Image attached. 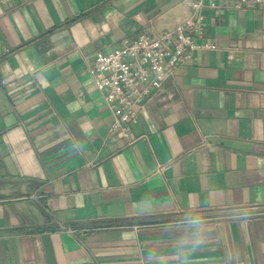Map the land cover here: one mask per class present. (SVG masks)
I'll list each match as a JSON object with an SVG mask.
<instances>
[{
  "label": "crops",
  "instance_id": "crops-1",
  "mask_svg": "<svg viewBox=\"0 0 264 264\" xmlns=\"http://www.w3.org/2000/svg\"><path fill=\"white\" fill-rule=\"evenodd\" d=\"M190 0L0 3V264H264V9H203L130 139L89 68ZM191 213L200 226L177 225Z\"/></svg>",
  "mask_w": 264,
  "mask_h": 264
},
{
  "label": "built area",
  "instance_id": "built-area-1",
  "mask_svg": "<svg viewBox=\"0 0 264 264\" xmlns=\"http://www.w3.org/2000/svg\"><path fill=\"white\" fill-rule=\"evenodd\" d=\"M8 0H0V3ZM193 13L175 28L160 33H143L125 38L108 51H98L89 72L96 88L113 114L112 132L130 139L138 121L140 104L158 90L168 74L186 63L198 48L205 28L203 9L216 8L225 0H190ZM238 8L264 9V0H235ZM7 51L0 39V56Z\"/></svg>",
  "mask_w": 264,
  "mask_h": 264
},
{
  "label": "clouds",
  "instance_id": "clouds-1",
  "mask_svg": "<svg viewBox=\"0 0 264 264\" xmlns=\"http://www.w3.org/2000/svg\"><path fill=\"white\" fill-rule=\"evenodd\" d=\"M176 223L177 225L197 227L200 226L203 223V221L201 218L194 216L191 213H188L184 215L182 218L178 219Z\"/></svg>",
  "mask_w": 264,
  "mask_h": 264
}]
</instances>
